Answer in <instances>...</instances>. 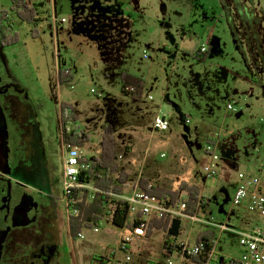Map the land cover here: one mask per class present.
<instances>
[{
	"label": "rangeland",
	"instance_id": "obj_1",
	"mask_svg": "<svg viewBox=\"0 0 264 264\" xmlns=\"http://www.w3.org/2000/svg\"><path fill=\"white\" fill-rule=\"evenodd\" d=\"M104 1L25 0L38 18L29 24L12 11L10 0H0V16L7 13L6 24L11 26L10 33L18 36L15 44L0 47V148L4 158L10 157L5 141L6 133L11 132L8 125L18 123L23 126V131L30 129V125H37L40 136L35 148L38 144L47 160L49 187L38 190L28 185V188L38 197H48L44 200L53 208L56 217V242L53 243L52 235L43 236L42 239L48 238L51 243L41 245L33 258L44 260L45 264H92L94 255L103 256L117 248L121 234V228L113 224V217L106 216L101 226L81 229L80 232L87 236L85 239L71 236L68 224L71 217L63 193L65 143L60 101L72 105L78 115L77 122L72 120V129L79 127L89 135L90 140L83 148L91 161L101 156L90 152L94 147L101 150L105 128L113 127L118 144L115 163L131 183L135 182L137 174L135 176L132 171L128 174L121 163L133 148L131 141L138 152L136 157L143 163L148 135L153 131L156 114L162 109L170 128L167 132L157 133L154 147L151 144L152 151L141 171L142 177L138 180L145 178L156 183L149 176L151 166L168 167L175 161L174 144L186 149V154H190L199 167L207 198L205 201V196L201 195L205 201L197 216L201 222L183 220L181 235L176 240L193 245L206 231L213 232L217 239L218 227L224 226L228 231L222 232L217 251L221 255L240 258L243 249L234 233L246 232L263 223L259 216L247 210V201L237 207L233 206V200L239 173L246 168L251 170L253 165L264 169V0H234L227 6L237 3L247 13L251 12L249 24L259 33L258 37H252L253 40H247L239 22H234L233 28L228 19L229 14L235 19L241 8L231 7L228 12L222 0H147L142 7L129 6L128 11L120 16L132 22V29L122 37H116L114 46L116 48L120 43L122 55L116 53L117 50L106 51V56L113 52L110 65L99 63L94 69L85 64L81 68L87 58L88 62L90 58L99 60L97 48L81 44L79 37L69 45L72 37H65L74 18L78 21V17L87 16L98 21L107 16L109 10L101 5ZM63 19L66 22L63 23ZM76 28L80 29L79 26ZM203 44L208 45L209 52L198 54ZM165 45L172 49L171 53L163 50ZM103 51L102 48L100 53ZM84 57L86 61H80ZM77 69L82 75L73 84L74 89L71 90V86L59 89V71L75 72ZM125 74L144 81L139 100L122 92V76ZM92 88L101 97L93 95ZM158 139L170 140V144L156 149ZM209 140L216 141V154L220 157L216 166L219 177L213 179H207L203 166ZM25 141L30 144L29 136ZM127 141L130 142L124 148ZM26 154L28 157L31 153ZM227 166L231 174L226 172L224 167ZM4 172L7 174L8 170ZM117 176L114 175L113 179ZM126 185L122 187L123 196ZM130 185L126 189L127 195H131L134 187ZM179 198L187 201L188 194ZM91 203L83 202L82 205ZM25 214V217L17 215L12 219L9 213H0V220L6 221L5 226L0 224V229L7 233L15 228L38 236L39 231L29 212ZM94 228L99 232L94 233ZM4 237L1 235L2 239ZM163 243L164 233L155 231L146 241L136 240L131 263L125 262L124 254H118L110 264H167ZM107 247L109 251L105 252ZM172 263L179 264L175 259Z\"/></svg>",
	"mask_w": 264,
	"mask_h": 264
},
{
	"label": "built area",
	"instance_id": "obj_2",
	"mask_svg": "<svg viewBox=\"0 0 264 264\" xmlns=\"http://www.w3.org/2000/svg\"><path fill=\"white\" fill-rule=\"evenodd\" d=\"M65 21V20H64ZM199 51L202 54L208 53V45L203 44ZM146 57V55H145ZM135 88L127 86L125 94L132 95ZM152 100V97H150ZM229 109H232L231 106ZM69 110L65 112L67 130L72 129V117L69 118ZM186 124H189V119H186ZM71 128H70V127ZM170 128L168 117L163 115L161 111L156 115L152 133L150 136V143L145 151L144 161L147 160L151 153V142L157 136V133L167 132ZM94 147L90 154L99 156L102 154V148L97 149ZM100 148V147H99ZM64 159H63V193L66 208L69 217H78L80 214L79 205L83 202L91 203L94 201L96 194L99 190L90 183L81 182L80 179L87 178V172L91 167V159L89 154L85 152L83 147L72 146L70 144L63 145ZM207 155L209 156V164L207 166V178L213 179L219 177L217 164L220 157L216 154V147L208 144L206 147ZM165 157V154L162 155ZM239 186L235 192L233 206H243L247 201V210L259 216L262 224H257L253 229L243 233H234L239 238V246L243 249L240 258L221 255L217 251L216 240L213 244L212 250L204 256V246L191 245L189 242L174 241L175 246L171 253L165 252L167 264H173L172 260L175 259L179 264H264V193L260 191L263 188L262 182L257 177H249L245 173H239ZM156 183L153 181L148 182V188H153ZM181 194V196H184ZM109 202L105 204V217H114L117 209V204L114 201L124 200L129 204L128 222L121 228V234L117 248L109 251L108 247L101 257L117 258L118 254H124L125 262L131 263L134 255V245L136 240H148V228L152 219L169 218L171 220L181 219L190 222H201L198 215L190 216L186 213V201L178 200L175 204H167L168 201L159 200L155 197L148 195L140 185V180L137 181L133 187L131 195L116 196L111 195ZM220 234L228 231L226 227H218ZM94 233H98L99 229H92ZM87 236L82 232L78 235L79 239H85ZM108 255V256H107ZM154 264V263H152Z\"/></svg>",
	"mask_w": 264,
	"mask_h": 264
},
{
	"label": "trees",
	"instance_id": "obj_3",
	"mask_svg": "<svg viewBox=\"0 0 264 264\" xmlns=\"http://www.w3.org/2000/svg\"><path fill=\"white\" fill-rule=\"evenodd\" d=\"M12 3V11L17 14L19 19L22 21L33 24L38 21V18L35 15V11L31 8V6L27 5L25 0H10ZM224 8H227L226 11H230L231 7H235L237 9L241 8L240 4H234L231 7H227L232 4V0H222ZM239 12V11H237ZM241 14H236L235 19L229 14V20L232 21V26L234 28V22L238 23L239 18H244L246 20V24L241 26L245 29V33L247 36V40L252 39L253 36L258 37L259 33L256 30H253L249 24V16H251V12L247 13V10L241 8ZM6 14L0 16V47L6 48L7 46H11L18 41L17 35H11V26L6 24ZM258 22H261L256 18ZM257 41L259 39H256ZM260 41V40H259ZM251 42V41H250ZM198 54H202L200 51H197ZM58 80L60 85H67L73 81L72 76L68 73L67 70H60L58 75ZM122 92L125 94V88L127 86H132L135 88V92L132 95L125 94L129 97H132L134 100H139L143 94L144 90V81L141 78L131 76V75H123L122 76ZM61 111V121H62V139L65 144H70L72 146L84 147L90 140L89 135H87L83 130L79 127L73 128L70 131L67 129L65 112L67 110L70 111L73 122L78 121V115H76V111L74 108L64 102H61L60 105ZM36 127V126H35ZM34 127V128H35ZM37 131V128H35ZM115 131L112 126H108L105 128L103 133L102 140V154L100 157H95L94 160L91 161V167L87 172V178H81V182H87L93 184L100 192L96 194L94 201L91 204L79 205L80 216L71 217L69 220V230L71 236L74 239L78 238V235L81 233V229L85 226L93 227V226H101V223L105 217V204L109 202L112 198L111 195L123 196L122 187H124L128 179L125 175L124 171L118 170V166L115 163L117 156V141L115 138ZM207 144L215 146L214 140H209ZM205 154H207L205 149ZM118 175L114 180L113 176ZM11 177L15 180H18L22 183L31 185L35 189L45 188L43 184H39V186H34V182L32 177L27 178L26 180L24 175L15 170L12 173ZM148 180L141 179L140 185L145 190V192L155 197L159 200L168 201L167 204H175L178 200H180V193L187 192L188 200L186 201L187 210L186 213L190 216L198 215L202 201L201 189L198 186H189L187 183H183L180 186L179 191L172 192L168 189L161 188L159 186H155L153 188H148ZM199 196L201 197L199 199ZM184 201V200H183ZM117 204V209L115 211L113 217V224L118 227H124L128 222V212H129V204L124 201H114ZM55 216L51 218L50 224L48 226V232L53 233V243L56 242L57 236L54 228ZM155 231H162L164 233V243H163V251L171 253L174 249L176 238L181 235L182 231V220L175 219L171 220L169 218H160V219H152L149 223L148 228V237H152ZM22 239V238H20ZM216 235L213 232L206 231L202 232L197 238L196 244L204 246V256H206L213 247V244L216 241ZM13 241V246H15V250L17 252L16 257L14 258L15 264H41V262H45L44 260H39L38 258L34 259L33 256L37 251L36 246H33L32 243H28L25 241ZM20 243V244H19ZM112 262V258L101 257V256H93L91 259L92 264H110Z\"/></svg>",
	"mask_w": 264,
	"mask_h": 264
},
{
	"label": "crops",
	"instance_id": "obj_4",
	"mask_svg": "<svg viewBox=\"0 0 264 264\" xmlns=\"http://www.w3.org/2000/svg\"><path fill=\"white\" fill-rule=\"evenodd\" d=\"M146 2H147V0H105L104 3H101V5H102L103 9L109 10L108 11L109 14L107 16L100 17V20H98V21L96 20V18L93 20H90L91 18H88L87 16L78 17V21L74 18L72 28H70L67 36L65 34L66 39L72 37L70 39V41L68 42L69 45H71L72 41H77V39L79 37L81 44H86L87 46H88V44L92 45V46L96 47L98 50L97 56H98L99 60H93L90 58L89 59L90 63H89L88 58L86 59L87 60L86 61L85 60L86 57H84L83 60H80V61H86L87 63H84L83 65H81V68L85 67V64L86 65L90 64L91 68H94V69L97 68V65L99 63H104L106 65H110V61H109L110 55L113 54V52L110 53L108 56H106V51H116L117 50L116 53L119 54V52H120V55H122L123 48L120 47V43L117 44L116 48L114 47L115 44L117 43L116 37H122V35H125L127 31L131 30L132 29V22H130L129 20H126L125 16H123V15L120 16V15L122 13L125 14V11H128L127 8L129 6L130 7L135 6V8H139V7L144 6V4ZM126 5H127V7H126ZM116 6H119V8H116ZM62 22L63 23L66 22V19H63ZM76 26H79L80 29L78 30L76 28ZM56 33L58 35V29H56ZM73 38H74V40H73ZM210 42H211V38L208 39L209 44H210ZM102 48L104 49V51L100 53V50ZM163 50L167 54L171 53V51H172V49L166 45L164 46ZM144 58H146L145 55H144ZM80 61L78 64H80ZM91 63H93V64H91ZM67 71L72 76L73 81L67 85H60L59 80H57L58 88L59 89L61 88V90H63V88L65 86H71V90H73L74 89L73 84L82 75L81 73H78V69L75 72H72L70 70H67ZM83 74H85V72H83ZM105 75H106V77H109L107 74H105ZM125 75H131V74H125ZM91 93L93 95L97 96L98 98L101 97L100 93H97L96 90L93 88L91 89ZM60 105H61V101H60ZM160 111L162 113V109H160L159 112ZM60 118H61V115H60ZM35 126L34 127L37 128V131H35L36 139L39 140V136H40L39 129H38L36 124H35ZM150 136H151V133L148 135V141H149L148 143H150V140H149ZM136 138H138V136ZM156 139H157V136L151 142L153 147H154V141H156ZM128 142H130V141L126 142L124 148L126 147V145H128L127 144ZM214 142H215V147H216L217 146L216 141H214ZM131 144H132L133 148L130 149V153L127 152V154L129 156L121 164L123 165V169L128 174H129V172L132 171V172H134L135 176L137 174V177H136V180L134 183H131V180L130 181L128 180V184L126 185L125 191H124L125 196H128L126 193V189H128L129 185L131 184L130 187L132 188V186L133 185L135 186V184L137 183L138 178L142 177L141 171H142L143 166H144L143 163L138 160V157H136V154L138 152H136L137 149L135 148L133 141H131ZM169 144H170V140H168V141L161 140L160 141V139H158V144L155 143V148L161 149V148L167 147ZM207 145H206V147H207ZM37 146H38V150L36 151V156L34 159L35 160L34 171H30L29 168L27 167L28 165L24 164L23 162L21 163L22 164L21 167L19 169L18 168L17 169H18V171H20L22 176L23 175L26 176L27 174H31V177H32L33 182L35 184L34 186H39V184L41 183V184L46 185V186H42V187L48 188L49 187V179H48L49 171L47 170L48 163H47V160L44 157V155L41 154V150H40V147L38 144H37ZM148 146H149V144H148ZM153 147L151 146V149ZM172 147H173V153L175 155V161H172V163L169 164L168 167L160 166V164L156 165V166L152 165L151 166L152 171H150L151 173L149 176L154 181H156V186H159V187L164 188V189H168L172 192L179 191L180 186L184 182L187 183L189 186H198L201 189V195L205 196V201H206V198H207L206 192L207 191L204 192V188L202 187V183H201V180L199 177L200 176L199 175V167H198L197 163L190 156V154H186L187 150L184 149L183 147L179 148L177 146V144H174ZM206 147H205V149H206ZM120 157H121V155L119 156V158ZM205 157H207V158L204 160L203 166L205 168L206 177H207V171L206 170H207V166L209 164L210 159H209V156L207 154H205ZM10 158H11V156L10 157L5 156V158H4L3 154H2V150L0 148V176H3L5 178H7V174L4 171H7V166L9 165ZM127 163H130L129 164L130 166H128ZM146 164H147V162H146ZM224 168L226 169L227 173H229V174L232 173L229 166L224 167ZM246 170L241 171L240 173H245L249 177L259 178L262 182V185H263V188H261L260 191L262 193H264V169H261V167H259L258 165H253L251 170L247 169V168H246ZM177 171H179V172H177ZM3 174H6V176H4ZM237 182H238V186H239V181H237ZM238 186H237V188H238ZM181 194L183 195V192H181ZM185 194H187L186 191H185ZM25 223H27V222H25ZM0 224L5 225L6 221L0 220ZM253 228L254 227H252L251 229H253ZM251 229H249V230H251ZM221 236H222L221 234L218 235V238H217L218 242L220 241ZM4 238L3 239L1 238L2 241L4 240ZM43 244H45V243H43ZM41 264H45V262H41Z\"/></svg>",
	"mask_w": 264,
	"mask_h": 264
},
{
	"label": "flooded vegetation",
	"instance_id": "obj_5",
	"mask_svg": "<svg viewBox=\"0 0 264 264\" xmlns=\"http://www.w3.org/2000/svg\"><path fill=\"white\" fill-rule=\"evenodd\" d=\"M232 1L234 2V0ZM238 6L239 5H237V8ZM236 14L240 15L241 12L239 11ZM236 18L240 25H247V19L245 20L243 17L238 19V16ZM245 36L247 35L245 34ZM14 124L16 126L8 125L11 132L6 133L5 136V141L7 142L9 148L8 153H10L11 158L10 164L7 166V178L0 176V213H9V215L12 216V219H16L17 215L19 217H25V212L28 211L33 223L36 224L35 228L38 229L39 235L35 236L32 232H23V230H18L15 228L10 232L8 231L7 233L0 229V238L1 235H5L3 241L0 239V264H15L14 258L16 257L17 252L15 250V246H13V241L23 240L29 244L32 243L33 246L39 248L41 245L51 243L49 242L50 240H48V238L42 239L43 236L52 235L53 237V233L48 232L47 230L51 218L55 216L54 213H52L53 208L49 203L46 202V200H44V198L48 197H38L34 190L28 188V184L22 183L11 177L12 173H14L17 168L19 169L21 167L22 162L28 165L27 167L30 171H34V159L38 148V146L35 148V125H30V129L23 131V126H20L18 123ZM27 136H29L30 144L25 141ZM27 152L31 153L28 157L26 154ZM26 176L31 178V174H27ZM26 176L24 175L25 179L29 181ZM26 220L27 222L29 221L28 219ZM3 226L5 225L3 224ZM44 231H47V233L41 234ZM39 242L40 245L37 246ZM44 242L45 244H43Z\"/></svg>",
	"mask_w": 264,
	"mask_h": 264
}]
</instances>
